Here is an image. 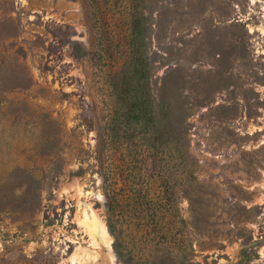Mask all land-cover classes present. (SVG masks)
Segmentation results:
<instances>
[{"label": "rangeland", "instance_id": "374dc122", "mask_svg": "<svg viewBox=\"0 0 264 264\" xmlns=\"http://www.w3.org/2000/svg\"><path fill=\"white\" fill-rule=\"evenodd\" d=\"M139 4L143 78L127 60L134 0H0V264H126L129 248L130 264H264V0ZM147 90L164 176L192 178L173 188L170 251L127 208L130 179L116 177L117 238L102 191V118L118 107L122 165L120 135L142 126L126 109Z\"/></svg>", "mask_w": 264, "mask_h": 264}, {"label": "trees", "instance_id": "16d2710c", "mask_svg": "<svg viewBox=\"0 0 264 264\" xmlns=\"http://www.w3.org/2000/svg\"><path fill=\"white\" fill-rule=\"evenodd\" d=\"M94 1L97 5L98 0ZM134 1L135 10L132 12V19L130 21L128 41L130 49L128 52L129 59L127 60L129 65H131L133 75L137 76V74L140 73L143 78L144 63L143 60H141L142 54L139 46L140 35L137 31L141 14L140 4L138 5V0ZM98 31H101L100 28ZM85 52L86 50L83 54H85ZM75 54L76 56L80 55L77 50ZM104 56L105 51L100 49L95 53L94 58L100 62ZM139 88H142L143 90L145 89V84L143 81H139ZM132 96L133 95L131 93L128 97L132 99ZM153 100V96H151L147 90V95L142 101L140 100L137 103H134V101H129V108L127 107L125 116L128 119H138L139 122L142 123V126L139 128L136 126H133L132 128H126L124 129L123 134L120 135L121 138H123V142H125L124 152L120 154V156H122L121 160L124 162L122 165L114 161V153H116L118 150V120L121 122L119 119L120 114L118 107L108 109V111L112 112L107 117L102 118V123L99 125L98 144L99 161L102 168V191L105 197L107 225L110 232L117 238L114 221H116V219L118 220V218L115 216L117 214V217L119 216L125 221L126 218L123 217L122 205L118 200L119 189L116 187V177L119 176L125 180L130 179L131 182H133V184L136 186L132 187V191L134 192V204L132 205V208L129 206H127V208L130 209V212H132L137 219H142L144 222L146 221L152 226L153 235L150 236L149 239L150 241H153L155 251L164 250L166 246L167 250L170 251L174 247L182 246L184 236L182 227L180 224H178V222H182V219L178 216L177 211H175L173 215L170 214L172 211L171 206L176 203L177 198L176 191L173 188L180 185L181 182L188 184L192 178L189 180H182L179 178L169 180L164 176V172L169 169L172 171V168L169 167L168 163H164L161 160L162 158H167L165 155V150H162L160 144L156 143L157 138L159 137L155 136L157 135L156 131L152 129L153 127L155 128ZM171 155L174 156L173 153H171ZM147 170L149 171L147 174H145L146 176L141 177L142 185H139V181L137 182L136 177H138L140 174L137 173H141L142 171L145 172ZM175 172L177 173L176 170ZM159 178L162 184H156ZM148 179H153L152 181L154 182V186L152 187L151 183L149 189L144 187L147 186L148 181L143 182V180ZM150 190L156 194H151ZM168 215L169 220L165 221L164 217L166 218ZM155 233L157 235L156 239H154ZM114 246H116V248H120L116 249L118 253L121 252L122 248L120 245H118L117 239L114 241ZM155 255L159 256V254ZM125 256L126 258H124V262L126 264H130V262L135 258V256L131 253L130 248L128 249ZM137 260L138 264H148V259L138 258Z\"/></svg>", "mask_w": 264, "mask_h": 264}, {"label": "bare ground", "instance_id": "6f19581e", "mask_svg": "<svg viewBox=\"0 0 264 264\" xmlns=\"http://www.w3.org/2000/svg\"><path fill=\"white\" fill-rule=\"evenodd\" d=\"M105 227V226H104ZM105 228H99V232H101V233H104L106 230H104ZM98 232V231H97ZM101 237V236H100ZM106 237V236H105ZM103 241H104V239H103ZM102 241V243L104 244V242Z\"/></svg>", "mask_w": 264, "mask_h": 264}, {"label": "water", "instance_id": "95a60500", "mask_svg": "<svg viewBox=\"0 0 264 264\" xmlns=\"http://www.w3.org/2000/svg\"><path fill=\"white\" fill-rule=\"evenodd\" d=\"M228 262H222V263H219V264H227Z\"/></svg>", "mask_w": 264, "mask_h": 264}]
</instances>
